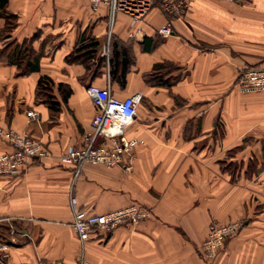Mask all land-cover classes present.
<instances>
[{
	"label": "crops",
	"instance_id": "0c3cea01",
	"mask_svg": "<svg viewBox=\"0 0 264 264\" xmlns=\"http://www.w3.org/2000/svg\"><path fill=\"white\" fill-rule=\"evenodd\" d=\"M8 11L17 26L0 48L37 35L32 47L41 57L40 71L23 76L0 58V127L29 133L49 156L21 176H0V242L8 245L0 264H77L82 256L90 264H264V92L235 86L242 71L264 68V0H191L183 18L157 3L135 27L121 13L111 26L108 9L92 10L89 0H8ZM165 23L173 32L163 38L157 30ZM110 29V46L115 38L132 47L124 87L111 81L107 65L94 75L65 61L83 35L99 49ZM164 62L177 67L170 87L148 82ZM42 76L54 84L55 107L37 97ZM89 84L120 99L142 96L126 132L144 142L130 172L86 163L75 180L73 166L61 161L69 147L83 145L96 113ZM11 149L0 137V154ZM72 189L86 214L131 204L151 212L82 246L72 227ZM212 220L243 226L207 259L198 247Z\"/></svg>",
	"mask_w": 264,
	"mask_h": 264
},
{
	"label": "built area",
	"instance_id": "2783aa9c",
	"mask_svg": "<svg viewBox=\"0 0 264 264\" xmlns=\"http://www.w3.org/2000/svg\"><path fill=\"white\" fill-rule=\"evenodd\" d=\"M191 0H89L92 10L105 6L109 11L110 24L117 14L121 13L130 19V26L143 23L146 15L158 3L162 12L174 18H183L190 9ZM141 30L138 29L137 33ZM170 23L161 25L157 33L163 38L172 34ZM134 34L130 33V37ZM111 29L107 41L98 49L97 59L108 58L110 53ZM240 92H264V68L252 67L242 71L235 83ZM86 93L92 100L96 113L90 122L89 129L83 135V145L80 148L69 147L61 161L73 166L76 180L86 163L103 165L108 168L120 167L124 172L132 169L134 150L144 144L139 137H129L127 129L138 115L142 100L140 94L120 99L114 96L110 88H101L89 84ZM35 117L36 113L29 112ZM0 137L12 147L10 152L0 154V176L18 177L23 175L35 160L49 156L41 141L29 133H19L12 128L0 127ZM70 204L73 212L72 227L82 246L93 237L106 238L122 224L137 225L150 215V209L131 204L124 208L105 214H86L77 201L76 193L70 192ZM243 222L235 221L219 224L211 221L204 242L198 247V252L207 259H213L225 240L238 232ZM8 245L0 242V251H5ZM7 254H3L5 258ZM36 264H72L61 261H42ZM77 264H90L83 256Z\"/></svg>",
	"mask_w": 264,
	"mask_h": 264
},
{
	"label": "trees",
	"instance_id": "16d2710c",
	"mask_svg": "<svg viewBox=\"0 0 264 264\" xmlns=\"http://www.w3.org/2000/svg\"><path fill=\"white\" fill-rule=\"evenodd\" d=\"M0 19L4 20V26L0 28V41L11 39L17 26L18 17L8 11V0H0ZM36 37L37 35L22 43L12 40L0 48V58H6L9 65L16 66L19 76L40 71L41 54L36 53L32 47L33 40ZM98 46L99 41L96 38L83 35L71 53L65 57V61L67 64L82 65L87 74L92 73L95 69L94 75H97L99 70L107 65L111 81L124 87L127 76L135 64L131 44L112 38L109 57L101 59L98 65L95 66L94 58ZM176 69L177 67L169 62L158 64L154 67L152 73L148 75V82L153 81L157 85L170 87L178 79V77L169 76ZM53 86L52 80L46 76H42L37 84V97L49 103L51 108L58 104L53 102ZM66 97L64 96V100Z\"/></svg>",
	"mask_w": 264,
	"mask_h": 264
}]
</instances>
